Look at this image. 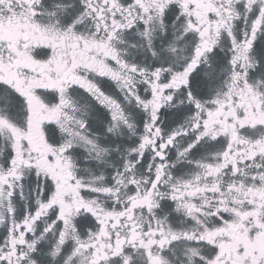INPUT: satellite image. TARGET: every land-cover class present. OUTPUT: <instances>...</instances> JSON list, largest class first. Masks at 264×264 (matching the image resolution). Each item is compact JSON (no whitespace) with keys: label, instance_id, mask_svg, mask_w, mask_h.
<instances>
[{"label":"snow or ice","instance_id":"obj_1","mask_svg":"<svg viewBox=\"0 0 264 264\" xmlns=\"http://www.w3.org/2000/svg\"><path fill=\"white\" fill-rule=\"evenodd\" d=\"M0 264H264V0H0Z\"/></svg>","mask_w":264,"mask_h":264}]
</instances>
